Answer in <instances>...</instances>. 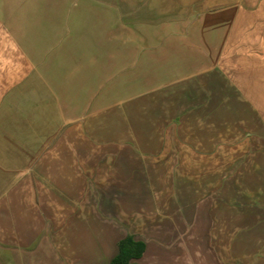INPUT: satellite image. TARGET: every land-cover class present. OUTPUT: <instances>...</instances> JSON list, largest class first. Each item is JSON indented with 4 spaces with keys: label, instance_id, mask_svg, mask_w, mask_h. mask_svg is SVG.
Wrapping results in <instances>:
<instances>
[{
    "label": "crops",
    "instance_id": "1",
    "mask_svg": "<svg viewBox=\"0 0 264 264\" xmlns=\"http://www.w3.org/2000/svg\"><path fill=\"white\" fill-rule=\"evenodd\" d=\"M125 1L142 26L121 33L89 25L82 0H0V264H110L127 235L145 243L138 264H264L262 243L247 239L219 234L224 242L205 260L199 250L157 251L146 238L120 236L119 209L135 202L136 172L120 167L134 150L114 146L120 121L135 127L137 112L168 127L169 143L183 128L231 142L217 138L235 125L238 134L247 129L241 142L255 145L264 170L263 7ZM213 188L230 210L264 203L263 183Z\"/></svg>",
    "mask_w": 264,
    "mask_h": 264
},
{
    "label": "rangeland",
    "instance_id": "2",
    "mask_svg": "<svg viewBox=\"0 0 264 264\" xmlns=\"http://www.w3.org/2000/svg\"><path fill=\"white\" fill-rule=\"evenodd\" d=\"M84 1L88 8L89 25L98 24L105 31L118 29L121 33L133 26L137 29L142 26L138 22L133 24L134 19L125 0H82L83 6ZM253 3L264 9V0ZM248 76L245 75V78ZM247 82L252 83L251 78ZM234 101L233 108L238 110L241 102L238 99ZM139 114L141 112L133 115L135 127L128 128L127 121H120V142L114 145L135 151L128 153L130 159L127 162H120V167L128 163L126 167L136 172L134 180H130V186L133 184L136 190L135 202L126 200L119 209L120 236L132 233L146 238L157 251L176 247L191 250L192 253L199 250L200 258L205 260L215 246L224 242L218 239L219 234L226 237L227 243L243 244L248 240V244L262 243L264 247V203L250 201L244 210H230L231 206H225L215 198L223 192L213 190L215 184L230 182L264 184V170L256 169L257 153L255 149L251 150L255 145L247 146L241 142L246 140L247 129L238 134L239 129L234 125L232 136L217 138L231 142L208 143L211 137L196 138L193 136L196 129L183 128V135L176 138L177 143H169L168 127L162 129L156 125H159L156 118L145 117L144 120V116ZM232 122L238 126L242 124V121ZM172 124L176 125V122ZM191 139L205 141L188 142ZM263 161L264 157L259 163ZM98 163L102 165L99 167L106 169L110 161L99 160ZM104 179L106 182L111 176L105 175ZM125 182V178L121 177L120 184ZM109 234L112 235L110 230ZM261 236L262 240H259ZM229 237L231 241H227ZM239 237L245 239L237 241Z\"/></svg>",
    "mask_w": 264,
    "mask_h": 264
},
{
    "label": "trees",
    "instance_id": "3",
    "mask_svg": "<svg viewBox=\"0 0 264 264\" xmlns=\"http://www.w3.org/2000/svg\"><path fill=\"white\" fill-rule=\"evenodd\" d=\"M145 243L136 240L133 235H127L119 242V252L110 264H138L134 260L142 256Z\"/></svg>",
    "mask_w": 264,
    "mask_h": 264
}]
</instances>
